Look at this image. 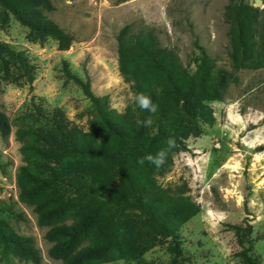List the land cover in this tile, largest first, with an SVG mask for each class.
Returning a JSON list of instances; mask_svg holds the SVG:
<instances>
[{
    "label": "rangeland",
    "instance_id": "rangeland-1",
    "mask_svg": "<svg viewBox=\"0 0 264 264\" xmlns=\"http://www.w3.org/2000/svg\"><path fill=\"white\" fill-rule=\"evenodd\" d=\"M239 1L50 0L51 11L38 8L45 19L73 37L64 51L51 37L28 38V29L10 14L2 25L0 8V43L22 51L35 65L30 88L17 62L6 55L0 57V112L10 130L6 137L0 134V223L12 233L33 239L40 264L63 263L49 255L55 241H49L46 233L60 225L80 228L89 211L76 207L61 212L59 203L47 192L35 193L31 186L22 184L20 169L33 160L29 147L37 145L22 131L39 126L27 115L33 113L32 103L40 104L46 112L58 111L79 132L89 136L97 132L112 141L92 117L91 104L79 86L67 79L66 67L70 75L89 81L96 96L108 97L112 121L129 133L139 129L135 96L118 70L117 35L124 27L133 35L150 33L159 47L170 50L177 78L196 73L197 45L203 47L215 70L227 74L221 100L207 102L213 111L212 123H201V134L186 141V151L165 150L166 159L160 166L143 156L135 161L139 172L151 168L161 191L197 207L179 227L182 257L177 264H244L238 257L241 247L232 225L252 227L244 239L245 247L250 240L249 256L256 264H264V69L235 71L229 58L231 28L226 11L232 2ZM243 1L258 11L251 32L264 46V3L257 6L254 0ZM137 62L147 77L156 79L145 61ZM145 125L143 137L148 133ZM75 163L96 170L105 190L119 188L112 166L103 158L77 157ZM40 212L45 214L43 220ZM133 226V220L122 225L118 246L106 261L81 260L80 264L168 263L171 242L142 251L131 242ZM108 235L109 230L98 225L80 229L72 254L77 256L84 248L102 244ZM0 264L33 263L11 249L0 248Z\"/></svg>",
    "mask_w": 264,
    "mask_h": 264
},
{
    "label": "trees",
    "instance_id": "trees-1",
    "mask_svg": "<svg viewBox=\"0 0 264 264\" xmlns=\"http://www.w3.org/2000/svg\"><path fill=\"white\" fill-rule=\"evenodd\" d=\"M39 6L47 11L52 10L50 0H27L26 3L0 0L2 25L10 14L28 29V38L51 37L57 42L60 51L68 49L73 37L45 19ZM257 12L244 4L243 0L232 2L226 11L231 28L228 55L235 71L264 69V46L259 45L251 32V24L255 21ZM116 46L119 73L130 84L135 99L140 94L145 95L156 106V111L142 109L137 103L139 129H133L129 133L110 118L112 110L108 97L96 96L89 81H81L70 75L65 67L67 79L79 86L91 104L92 117L99 123V128L112 136V141L97 132L91 134L94 136L92 139L60 117L58 111L46 112L40 104L32 103L33 113L27 116L39 123V126L22 132L23 135L31 136L37 145L29 147L33 160L20 169V180L22 184L31 186L35 193L47 192L59 203L61 212L76 207L89 211L80 228L60 225L46 233L49 241H55L49 249V255L61 259L62 264H80L81 260L106 261L110 251L118 246L122 225L131 220L134 221L135 228L131 242L135 246L148 251L170 241L171 258L166 264H177L182 257L178 245L179 227L187 221L189 215L197 212V207L189 201L178 200L161 191L151 168L147 167L139 172L135 169V161L142 156L145 159L149 155L156 157L161 151L165 153V150L186 151V141L201 134V123H212L213 111L207 102L221 100L227 74L221 69H214L205 50L199 45L196 46L199 53L196 73L180 78H177L174 55L170 50L159 47L150 33L133 35L124 27L117 35ZM3 55L17 62L26 82L32 88L35 65L22 51L0 43V57ZM139 59L145 61L155 73V80L145 75L143 67L137 62ZM149 120L151 123L147 124ZM144 125L148 128V133L143 137ZM9 133L7 119L0 112V134L6 137ZM140 137L143 138L138 139ZM77 157L89 160L103 158L112 166L119 188L105 190L98 172L77 165ZM25 192L33 197L30 191ZM40 217L43 220L45 214L40 212ZM93 225L107 228V239L102 244L82 249L77 256L72 254L80 229ZM231 229L241 247L238 257L244 264H256L249 256L251 241L247 240L245 247L244 240L250 236L252 227L245 229L232 225ZM0 248L2 251L11 249L21 259L40 264L41 256L33 239L12 233L2 223Z\"/></svg>",
    "mask_w": 264,
    "mask_h": 264
},
{
    "label": "clouds",
    "instance_id": "clouds-1",
    "mask_svg": "<svg viewBox=\"0 0 264 264\" xmlns=\"http://www.w3.org/2000/svg\"><path fill=\"white\" fill-rule=\"evenodd\" d=\"M136 100H137V103H138L140 108L146 109V110H148L150 112H155L156 111V106L153 105L151 103V100L148 97H146L145 95H143V94L138 95L136 97ZM146 123L150 124L151 121L149 120ZM169 143L171 144L172 141L170 140ZM164 157H165V153L163 151H161V152H159L157 154L156 157H153V156L149 155V156L146 157V159L148 161H150L151 163H153V164H155L157 166H160L164 162ZM141 163H143V161H141Z\"/></svg>",
    "mask_w": 264,
    "mask_h": 264
},
{
    "label": "water",
    "instance_id": "water-1",
    "mask_svg": "<svg viewBox=\"0 0 264 264\" xmlns=\"http://www.w3.org/2000/svg\"><path fill=\"white\" fill-rule=\"evenodd\" d=\"M255 5L260 6L263 4L262 0H254Z\"/></svg>",
    "mask_w": 264,
    "mask_h": 264
}]
</instances>
